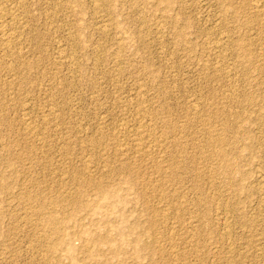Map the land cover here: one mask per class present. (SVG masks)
Listing matches in <instances>:
<instances>
[{
	"label": "rangeland",
	"instance_id": "374dc122",
	"mask_svg": "<svg viewBox=\"0 0 264 264\" xmlns=\"http://www.w3.org/2000/svg\"><path fill=\"white\" fill-rule=\"evenodd\" d=\"M0 7V264H264V0Z\"/></svg>",
	"mask_w": 264,
	"mask_h": 264
},
{
	"label": "bare ground",
	"instance_id": "6f19581e",
	"mask_svg": "<svg viewBox=\"0 0 264 264\" xmlns=\"http://www.w3.org/2000/svg\"><path fill=\"white\" fill-rule=\"evenodd\" d=\"M247 1H248V0H246V2H247ZM258 1H259V0H258ZM240 2H241V1H240ZM242 2H243V1H242ZM249 2H250V0H249ZM256 3H257V2H256ZM259 3H260V2H259ZM259 3H258V4H259ZM251 4H254V3L252 2ZM258 4H257V5H258ZM4 5H6V4H4ZM229 5H230V4H229ZM245 5H246V4H245ZM6 6H7V5H6ZM6 6H4V7H6ZM252 6H253V5H252ZM4 7H0V26H3V23L5 22V21L3 22V20H5V19H3V16H4L6 13L9 12L8 10H7L8 12H6V8H4ZM7 7H9V6H7ZM260 7H261V6H260ZM245 8H246V6H245ZM255 8H256V5H255ZM258 8H259V7H258ZM10 9H12V8H10ZM223 9H224V8H223ZM233 9H235V7H234ZM21 10H22V9H21ZM21 10H20V11H21ZM235 10H236V9H235ZM238 10H239V9H238ZM233 11H234V10H233ZM257 11H258V10H257ZM257 11H256V12H257ZM15 12H16V10H15ZM253 12H254V11H253ZM260 12H262V11H260ZM8 14H9V13H8ZM232 14H233V13H232ZM262 14H264V13L262 12ZM262 14H260L261 16H259V17L263 18V17H262ZM257 15H258V14H257ZM20 18H21V17H20ZM2 19H3V20H2ZM15 20H16V19H15ZM257 20H258V19H257ZM263 20H264V18H263ZM263 20H262V21H263ZM13 21H14V20H13ZM16 21H17V20H16ZM21 21H23V20L21 19ZM19 22H20V21H19ZM263 22H264V21H263ZM14 23L16 24V22H14ZM260 23H261V22H260ZM18 24H19V23H18ZM248 24H249V23H248ZM256 24H257V23H256ZM11 25H12V22H11L10 26H11ZM13 25H14V24H13ZM13 25H12V26H13ZM261 25H263V24H261ZM12 26H11V27H12ZM25 26H26V25H25ZM13 27H14V26H13ZM261 27H262V26H261ZM18 28H19V27H18ZM11 30H12V28H11ZM14 30H16V29H14ZM14 30H13V31H14ZM159 32H160V31H159ZM261 33H262V32H261ZM256 34H257V33H256ZM14 35H15V34H14ZM16 36H17V35H16ZM239 36H240V35H239ZM259 36H260V35H259ZM7 37H8V36H7ZM12 37H13V36H12ZM15 38H16V37H15ZM238 39H239V38H238ZM255 39H256V38H255ZM260 39H261V38H260ZM2 40H3V39H2ZM8 40H10V39H8ZM244 41H245V40H244ZM222 43H223V42H222ZM229 43H230V42H229ZM251 43H252V42H251ZM234 44H235V43H234ZM260 44H261V43H260ZM250 45H251V44H250ZM5 46H6V45H5ZM244 46H245V45H244ZM231 47H232V46H231ZM245 47H246V46H245ZM263 47H264V46H263ZM246 50H247V49H246ZM246 56H247V55H246ZM236 57H237V56H236ZM256 57H257V56H256ZM19 58H20V57H19ZM239 58H240V57H239ZM219 62H220V61H219ZM140 101H141V100H140ZM134 104H135V103H134ZM134 107H135V106H134ZM215 111H216V110H215ZM213 112H214V110H213ZM213 116H215V115H213ZM201 118H202V117H201ZM198 119H199V118H198ZM146 120H148V119H146ZM161 120H162V119H161ZM149 121H150V120H149ZM146 122H147V121H146ZM202 123H203V122H202ZM137 124H138V123H137ZM146 124H147V123H146ZM157 125H158V124H157ZM157 125H155V126H157ZM197 125H198V124H197ZM140 126H141V125H140ZM158 126H159V125H158ZM205 126H206V125H205ZM27 129H28V128H27ZM141 129H142V128H141ZM163 129H164V128H163ZM143 130H144V129H143ZM138 131H140V130H138ZM141 131H142V130H141ZM144 131H145V130H144ZM206 131H208V130H206ZM142 133H143V132H142ZM135 134H136V133H135ZM135 134H134V135H135ZM221 135H222V134H221ZM209 136H210V135H209ZM213 136H214V135H213ZM137 138H138V135H137ZM153 138H154V137H153ZM134 139H135V138H134ZM140 139H141V138H140ZM151 140H152V139H151ZM124 141H125V140H124ZM90 142H91V141H90ZM134 142H135V140H134ZM138 143H139V142H138ZM153 143H154V142H153ZM218 143H219V142H218ZM119 144H120V143H119ZM205 144H206V142H205ZM214 148H215V147H214ZM224 148H225V147H224ZM221 149H222V148H221ZM136 150H137V149H136ZM203 151H204V150H203ZM208 152H209V151H208ZM177 154H178V153H177ZM223 154H224V153H223ZM225 154H226V153H225ZM203 157H204V156H203ZM210 157H211V156H210ZM204 162H205V161H204ZM219 162H220V161H219ZM104 163H105V162H104ZM225 164H227V163H225ZM160 165H161V164H160ZM158 166H159V165H158ZM195 168H196V167H195ZM227 170H228V169H227ZM168 173H169V172H168ZM65 175H66V174H65ZM84 176H85V175H84ZM207 177H208V176H207ZM73 178H74V177H73ZM84 178H85V177H84ZM158 178H159V177H158ZM162 178H163V177H162ZM167 178H168V177H167ZM211 178H212V177H211ZM156 182H157V181H156ZM75 183H76V182H75ZM159 185H160V184H159ZM159 185H158V186H159ZM159 196H160V195H159ZM161 197H162V196H161ZM68 198H69V197H68ZM182 198H183V197H182ZM73 202H74V201H73ZM183 202H184V201H183ZM68 203H69V202H68ZM171 207H172V206H171ZM223 207H224V205H223ZM52 208H53V207H52ZM171 209H172V208H171ZM175 209H176V208H175ZM218 210H219V209H218ZM37 211H38V210H37ZM181 213H182V212H181ZM177 214H178V213H177ZM177 214H176V215H177ZM52 216H53V215H52ZM58 218H59V217H58ZM175 218H176V217H175ZM50 219H51V218H50ZM50 219H49V220H50ZM62 219H63V218H62ZM178 219H179V218H178ZM35 221H36V220H35ZM54 221H55V223H56V220H54ZM51 222H52V220H51ZM49 223H50V222H49ZM52 223H53V222H52ZM57 223H58V221H57ZM50 224H51V223H50ZM230 224H231V223H230ZM227 225H228V224H227ZM55 226H56V224H54V227H53L54 229H56ZM58 226H59V225H58ZM50 227H51V225H50ZM56 227H57V226H56ZM168 227H169V226H168ZM230 227H231V226H230ZM230 227H229V228H230ZM34 228H35V227H34ZM51 228H52V227H51ZM57 229H58V227H57ZM224 229H226V228H224ZM41 230H42V229H41ZM172 230H174V229H172ZM227 230H228V229H227ZM229 230H230V229H229ZM229 230H228V231H229ZM40 232H41V231H39V233H40ZM173 232H174V231H173ZM224 232H225V231H224ZM37 233H38V232H37ZM222 234H223V233H222ZM174 235H175V234H174ZM40 237H41V236H40ZM173 238H174V237H173ZM38 239H39V238H38ZM35 241H36V240H35ZM170 241H171V240H170ZM230 245H231V244H230ZM172 248H173V247H172ZM172 248H171V249H172ZM43 250H44V249H43ZM170 251L172 252V250H170ZM174 251H175V250H174ZM180 253H181V252H180ZM231 255H232V254H231ZM174 256H175V255H174ZM176 256H177V255H176ZM179 257H180V256H179ZM175 258H176V257H175ZM228 258H229V257H228ZM49 259H50V258H49ZM48 262H49V261H48Z\"/></svg>",
	"mask_w": 264,
	"mask_h": 264
}]
</instances>
